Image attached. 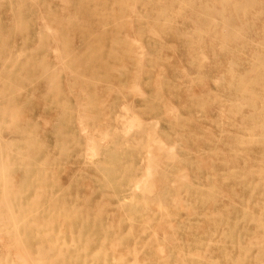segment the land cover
I'll list each match as a JSON object with an SVG mask.
<instances>
[{"label":"rangeland","instance_id":"1","mask_svg":"<svg viewBox=\"0 0 264 264\" xmlns=\"http://www.w3.org/2000/svg\"><path fill=\"white\" fill-rule=\"evenodd\" d=\"M261 54L264 0H0V264H264Z\"/></svg>","mask_w":264,"mask_h":264},{"label":"bare ground","instance_id":"2","mask_svg":"<svg viewBox=\"0 0 264 264\" xmlns=\"http://www.w3.org/2000/svg\"><path fill=\"white\" fill-rule=\"evenodd\" d=\"M250 78H264V54L257 55L254 58ZM256 85L259 86L258 83H256ZM260 102L261 103L259 106H257L256 102H254L253 109H256L257 114L260 117L262 116V118H264V96H263V98H261ZM263 120L264 119H262V121ZM130 121L131 120H129V122ZM76 123H77V121H76ZM130 126L131 125H129V127H127V128H130ZM260 127L262 128V130H261V133L259 135V137H260L259 138L260 139L259 145L261 148L260 152L264 156V122L262 124H260ZM144 170H145V168H144ZM260 174H261V180L264 181V167L261 168ZM136 184H138V183H136ZM138 185H136V186H138ZM230 221H231L230 218H227L226 223L228 226V233L225 236L227 238H229V240H231L232 246L239 243L240 240H255L254 245H253V249H249V248L245 249L243 255H244V257H248V258L255 259V260L257 258L264 259V209L257 216H248L246 214H242L241 218H239L235 222L229 223ZM92 241L93 240H85L83 242H80L81 245L79 248H77V253L78 254L81 253L83 255L84 262H86L88 259L84 255L86 250H87V246ZM101 241L104 244L106 240H101ZM120 244H121V240H119L117 243H112L110 246V249L113 250V252H116V249ZM189 254H191V253H189ZM113 258L114 257H112V259ZM228 258L229 257H227V259ZM108 262H109V260L106 256V254H104V256L101 258V263H99V264H108Z\"/></svg>","mask_w":264,"mask_h":264}]
</instances>
